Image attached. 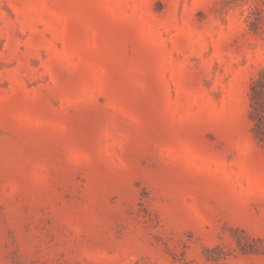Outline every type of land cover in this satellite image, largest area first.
<instances>
[{
  "label": "rangeland",
  "instance_id": "374dc122",
  "mask_svg": "<svg viewBox=\"0 0 264 264\" xmlns=\"http://www.w3.org/2000/svg\"><path fill=\"white\" fill-rule=\"evenodd\" d=\"M264 0H0V264H264Z\"/></svg>",
  "mask_w": 264,
  "mask_h": 264
},
{
  "label": "trees",
  "instance_id": "16d2710c",
  "mask_svg": "<svg viewBox=\"0 0 264 264\" xmlns=\"http://www.w3.org/2000/svg\"><path fill=\"white\" fill-rule=\"evenodd\" d=\"M250 100V119L254 123L253 134L258 143L264 144V81L262 78L252 84Z\"/></svg>",
  "mask_w": 264,
  "mask_h": 264
}]
</instances>
